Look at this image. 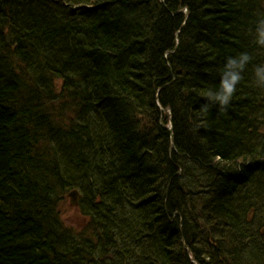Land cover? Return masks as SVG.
Here are the masks:
<instances>
[{"label": "trees", "instance_id": "1", "mask_svg": "<svg viewBox=\"0 0 264 264\" xmlns=\"http://www.w3.org/2000/svg\"><path fill=\"white\" fill-rule=\"evenodd\" d=\"M261 18L264 0H0V264H264ZM241 52L227 111L206 106Z\"/></svg>", "mask_w": 264, "mask_h": 264}, {"label": "clouds", "instance_id": "2", "mask_svg": "<svg viewBox=\"0 0 264 264\" xmlns=\"http://www.w3.org/2000/svg\"><path fill=\"white\" fill-rule=\"evenodd\" d=\"M256 43L264 47V18L258 19L255 25ZM253 60L248 52L226 58L220 72L218 87L206 94V106H216L221 111H227L238 85L243 80V73ZM254 79L258 87L264 88V64H258L254 68Z\"/></svg>", "mask_w": 264, "mask_h": 264}, {"label": "water", "instance_id": "3", "mask_svg": "<svg viewBox=\"0 0 264 264\" xmlns=\"http://www.w3.org/2000/svg\"><path fill=\"white\" fill-rule=\"evenodd\" d=\"M67 195L69 197V205L77 206V201L79 197L78 192L74 189V190H71Z\"/></svg>", "mask_w": 264, "mask_h": 264}, {"label": "bare ground", "instance_id": "4", "mask_svg": "<svg viewBox=\"0 0 264 264\" xmlns=\"http://www.w3.org/2000/svg\"><path fill=\"white\" fill-rule=\"evenodd\" d=\"M182 11L186 12V9H182ZM84 41V40H83ZM168 52L166 51V54ZM247 165H253V162L252 161H249L247 162ZM245 169H243L244 171ZM240 172V171H239ZM241 173V172H240ZM245 173H249L250 174V177H253V173H255V168L254 167H250V168H247V170H245Z\"/></svg>", "mask_w": 264, "mask_h": 264}, {"label": "rangeland", "instance_id": "5", "mask_svg": "<svg viewBox=\"0 0 264 264\" xmlns=\"http://www.w3.org/2000/svg\"><path fill=\"white\" fill-rule=\"evenodd\" d=\"M67 197H68V196H67ZM67 205L69 206L70 209H72V212L75 211V212L77 213L76 207H73V206H70V205H69V197H68V203H67ZM73 221L76 222L77 220L75 219V220H73Z\"/></svg>", "mask_w": 264, "mask_h": 264}]
</instances>
